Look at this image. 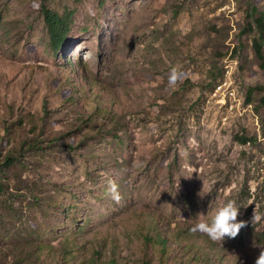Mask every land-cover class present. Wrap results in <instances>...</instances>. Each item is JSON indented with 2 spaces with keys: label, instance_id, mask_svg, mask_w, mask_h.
<instances>
[{
  "label": "rangeland",
  "instance_id": "374dc122",
  "mask_svg": "<svg viewBox=\"0 0 264 264\" xmlns=\"http://www.w3.org/2000/svg\"><path fill=\"white\" fill-rule=\"evenodd\" d=\"M43 2L0 0V264H161L156 233L163 264H255L264 70L246 26L264 0H45L75 12L57 53ZM232 199L235 238L191 231Z\"/></svg>",
  "mask_w": 264,
  "mask_h": 264
},
{
  "label": "trees",
  "instance_id": "16d2710c",
  "mask_svg": "<svg viewBox=\"0 0 264 264\" xmlns=\"http://www.w3.org/2000/svg\"><path fill=\"white\" fill-rule=\"evenodd\" d=\"M42 15L45 23V27L49 36L50 44L54 52H58L61 47L65 44L69 33L72 30L74 11H67L63 15L52 10L46 3L45 0L42 3ZM247 17L251 20L247 26L246 31L249 36L253 35L252 38V51L254 56L260 63V68L264 70V10L260 9V6L252 4L248 10ZM237 52V50H235ZM256 89H248L246 92L247 103L252 102L253 95ZM261 105L264 106V97L261 99ZM241 144H247L248 139L245 133H242L236 138ZM157 225V223H155ZM156 232V231H155ZM147 243H153L155 246L160 248L161 264L165 263V256L167 255V239L161 233H156L155 238L147 237ZM100 255V254H99ZM207 258L209 264H212L209 259V253L203 254ZM221 260V256H220ZM150 264V263H147Z\"/></svg>",
  "mask_w": 264,
  "mask_h": 264
},
{
  "label": "clouds",
  "instance_id": "9594fccd",
  "mask_svg": "<svg viewBox=\"0 0 264 264\" xmlns=\"http://www.w3.org/2000/svg\"><path fill=\"white\" fill-rule=\"evenodd\" d=\"M177 80V70L173 69L170 76V84H175ZM108 192L112 199L119 202L121 199L118 185L115 181L109 180ZM241 206L236 200H228L225 204L220 206L211 220H199L195 226L191 229L193 233H201L206 235L211 241L222 242L225 237L235 238L240 230L247 226L246 221H237V217L240 214ZM203 216L198 214L197 217ZM260 216L254 210L252 221L259 220ZM255 264H264V250H262L255 261Z\"/></svg>",
  "mask_w": 264,
  "mask_h": 264
}]
</instances>
